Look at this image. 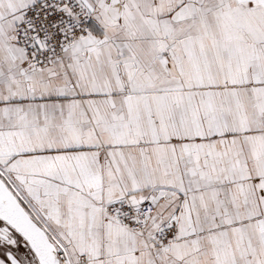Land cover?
<instances>
[{"label": "snow or ice", "instance_id": "6c2138e0", "mask_svg": "<svg viewBox=\"0 0 264 264\" xmlns=\"http://www.w3.org/2000/svg\"><path fill=\"white\" fill-rule=\"evenodd\" d=\"M0 264H264V0H0Z\"/></svg>", "mask_w": 264, "mask_h": 264}]
</instances>
